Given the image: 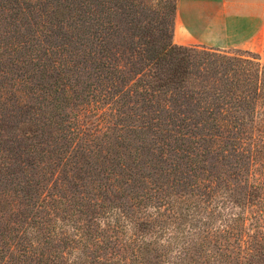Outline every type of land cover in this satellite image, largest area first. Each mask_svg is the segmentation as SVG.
<instances>
[{"label":"trees","instance_id":"trees-1","mask_svg":"<svg viewBox=\"0 0 264 264\" xmlns=\"http://www.w3.org/2000/svg\"><path fill=\"white\" fill-rule=\"evenodd\" d=\"M133 7L0 0L11 35H0V63L9 56L26 76L83 73V90L72 86L88 108L69 139L47 106L0 111V264H68L75 249L73 264H264L259 66L173 44L175 4L146 26ZM38 143L55 175L32 155Z\"/></svg>","mask_w":264,"mask_h":264},{"label":"rangeland","instance_id":"rangeland-1","mask_svg":"<svg viewBox=\"0 0 264 264\" xmlns=\"http://www.w3.org/2000/svg\"><path fill=\"white\" fill-rule=\"evenodd\" d=\"M177 1L178 0H135V7L133 8L140 14V22L136 25L140 24L142 26H146L147 21L145 20V17H150L153 14L154 17L158 15L162 16L168 14L174 4L177 7ZM153 24H155V21H153ZM1 27L0 35L3 34L1 40H5V42L2 43H9L11 41V35L6 36L4 34V32H9V29H5L4 31L3 29H1ZM171 42L175 44L173 39H171ZM71 49L72 46L67 47L68 51H71ZM1 50L7 51L9 49L7 48V45H5L2 46ZM211 50L217 51L218 53L227 56L249 60L252 63L258 65L259 80H261V82H264V75L261 76V70L264 66V34L254 43H251L247 46L230 47L223 50L212 48ZM58 55L64 57V55H67V52L61 49L58 51ZM10 58L11 57L5 55L0 63V111H5V109H7L9 112L20 114L26 111L29 107L36 108L38 105L47 106L48 111L52 113V115H54V129H62L63 134H65L67 139L72 138L71 131L75 128L74 124L79 123L78 120L80 117L81 119H83L82 115L84 114L85 109H88L86 100L83 101V98L81 96L77 98V93H73V91L76 89L72 86L74 84V81L76 80V88L79 91L83 90L85 83L84 74L81 73L80 75V73L67 71L62 72L60 75H56L55 72L47 71V74L45 75L40 74L39 76L37 73H35L26 76L23 69L19 68L18 65H14ZM54 64L55 63L52 62L51 59L48 62V67H52ZM66 76L69 77L68 81ZM66 82L67 85L64 86V83ZM57 105L59 106L57 107ZM123 111L128 112V110L126 109H124ZM125 123L133 124L136 122H134L133 120H126ZM107 125H113V123L108 122ZM133 128L135 129V127ZM54 133L55 131L53 132V134ZM113 136L114 134L111 135V137ZM5 137L6 136H3V139ZM10 137H17L16 133L13 130H11ZM47 141L50 142L51 139L48 138ZM70 143V141L68 142V144H66L65 141H60L56 145L62 147L67 146V148L70 149ZM34 149L35 152L32 153V155L36 158L42 159L43 165L47 167L48 174L51 171H54L55 175V167L53 165H49V162L54 161V159L56 158L50 152L51 147H46L44 143H38V145L35 146ZM42 150L43 152L41 153ZM92 157L93 156H90L89 160H93ZM99 167L100 166H98V168ZM13 185L10 186V189L13 187ZM9 194L11 195V197L7 198V201H10L11 204H14L16 202L19 203V199L13 197V192L11 190L9 191ZM2 200L3 197H0V202H2ZM57 216H59V214H57ZM54 218L56 219V221H58V217L55 216ZM58 223L61 224V220H59Z\"/></svg>","mask_w":264,"mask_h":264},{"label":"crops","instance_id":"crops-1","mask_svg":"<svg viewBox=\"0 0 264 264\" xmlns=\"http://www.w3.org/2000/svg\"><path fill=\"white\" fill-rule=\"evenodd\" d=\"M264 34V0H178L173 41L223 50L254 43Z\"/></svg>","mask_w":264,"mask_h":264},{"label":"clouds","instance_id":"clouds-1","mask_svg":"<svg viewBox=\"0 0 264 264\" xmlns=\"http://www.w3.org/2000/svg\"><path fill=\"white\" fill-rule=\"evenodd\" d=\"M146 211L151 213V212H155L156 210H155V208H151L150 207V208L146 209ZM100 224H101V227H104V221L103 220L100 221ZM125 228H126V231H128L131 234L132 225L130 223L129 224H126L125 225ZM165 243H166V240H161L160 241V244L161 245H164ZM80 255H81V252H80L79 249L73 250L72 256L69 258L68 264H73V261H75L76 258L78 256H80ZM173 255H176V253H173Z\"/></svg>","mask_w":264,"mask_h":264}]
</instances>
